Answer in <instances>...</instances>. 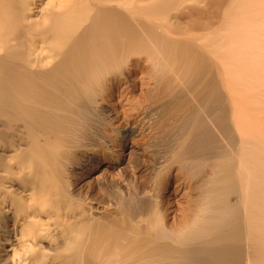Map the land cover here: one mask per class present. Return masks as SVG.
Listing matches in <instances>:
<instances>
[{"label": "bare ground", "instance_id": "bare-ground-1", "mask_svg": "<svg viewBox=\"0 0 264 264\" xmlns=\"http://www.w3.org/2000/svg\"><path fill=\"white\" fill-rule=\"evenodd\" d=\"M230 1L0 0V264H264V89L230 58L264 2Z\"/></svg>", "mask_w": 264, "mask_h": 264}, {"label": "rangeland", "instance_id": "rangeland-1", "mask_svg": "<svg viewBox=\"0 0 264 264\" xmlns=\"http://www.w3.org/2000/svg\"><path fill=\"white\" fill-rule=\"evenodd\" d=\"M243 1H245V0H243ZM253 1L257 2V0H253ZM260 1L264 2V0H260ZM248 2H249V0H248ZM231 3H233V4L236 3V5H237V1H230V0H228L227 5L232 6ZM261 5L263 6L264 3H261ZM262 6H260V7L264 9V6L263 7ZM245 8L246 7L244 5L243 9H245ZM239 12L240 11H238V12L234 11V13H237L236 15L233 14V12H232L233 19L234 18L237 20L239 19L238 17H236L239 14ZM246 13L247 12H245L243 14H246ZM240 14H241V12H240ZM251 14H249V15L253 16L254 13L252 15ZM217 15H218V17H220V14H217ZM239 17H240V15H239ZM252 18H255V17H252ZM217 19H220V18H216V20ZM247 20H248V17H247L246 21L244 19V21H245L244 24H243V22H241L242 24H239V25H241L240 29H238V27H240L239 25H238V27H236L237 24H234L231 27L232 28L231 34H232L233 46L230 47L231 48L230 49L231 50V57L230 58H231V62L233 63V76H236L237 73H240V72L243 73L242 77H244V79L246 80L245 83H247V82L250 83V81L252 80V76L255 77L257 80L260 77V81H258V82L260 83V93H261V90L264 89V14L260 12V21L259 22H256L255 20L251 21V19H249V21L247 22ZM251 25L257 26V27L256 28L253 26L250 27ZM216 60L218 61V59H216ZM250 78H251V80H250ZM246 88H248V87H246ZM185 94H186V92L183 94L184 95V97H183L184 101H185L186 96H187V95L185 96ZM187 94H190V93H187ZM262 99H264V98H261V95H260V117L263 116V113H264V102H261ZM112 103L109 104V107H110L109 109L113 111V108L114 109L117 108L118 116H117V118H114L113 116H111L112 114L111 113L108 114V112L104 113V115H101L99 117L100 123L98 124V126L100 128L99 134H100V138H103V137L105 138V136H106V137H109L110 139L117 140L116 141V147H117V149L120 150V148H121L120 144L122 143L120 141V139H121L120 136L122 135L123 130L125 128L124 122H125V119L127 116L126 112L129 113V111H130L129 106L130 105L126 104V100L123 101L124 105L123 104H122V106L119 105V107H117L114 104L115 102L112 101ZM157 105H154V107L153 106L151 107L152 111H154V108L156 111V112H153V115H152L153 120L150 119L148 121H146V120L144 121L143 118L145 116V113L143 111H140L138 115H133L131 117H129V115H128V117L131 119L132 124H134L136 126L137 131L141 133L140 136H137L136 138L130 139V144L132 142H135L136 144L135 143L134 144L137 145L141 151L148 144H151V143L156 144V141L158 142V140H159L158 135L160 136V134H158L159 131L157 132V129H156V127L158 126L157 123L159 122V124H160V121L162 122V120H164L165 118H168L166 116V113L164 112V110L166 112L168 110L167 113H170V114H167V115H169V116L173 112V108H171L170 106H169V109H170V111H169V109L166 110V109L162 108L163 106L160 107L159 104H157ZM117 110H114V111L117 112ZM162 110H163V112H162ZM155 125H156V127H155ZM261 126H262V123H260V129H261ZM155 131H156V133H155ZM157 146H154V148ZM154 148L150 152H149V150L145 151L146 153L144 152L142 157L144 159H146L147 161H150V159L152 157H154V153L156 152V150L158 151L159 149L160 150L162 149V147H160V148L157 147L155 149ZM142 157H140V158H142ZM108 162L112 163V160L105 159V158H103V160H101V163L103 165L102 169L103 168L108 169V171L111 172L113 175L114 172L112 171V169L107 167ZM131 174H135V173H133V171H131L129 169L128 175H131ZM172 186H174V182L172 183Z\"/></svg>", "mask_w": 264, "mask_h": 264}]
</instances>
